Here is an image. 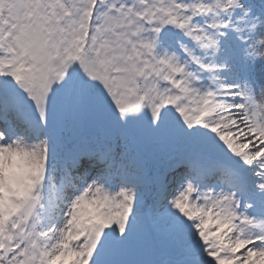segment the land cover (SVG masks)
<instances>
[{"label": "snow or ice", "instance_id": "snow-or-ice-1", "mask_svg": "<svg viewBox=\"0 0 264 264\" xmlns=\"http://www.w3.org/2000/svg\"><path fill=\"white\" fill-rule=\"evenodd\" d=\"M0 264H264V0H0Z\"/></svg>", "mask_w": 264, "mask_h": 264}]
</instances>
